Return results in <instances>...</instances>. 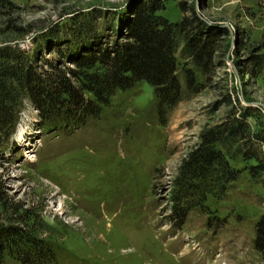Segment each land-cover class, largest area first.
<instances>
[{"label": "rangeland", "instance_id": "obj_1", "mask_svg": "<svg viewBox=\"0 0 264 264\" xmlns=\"http://www.w3.org/2000/svg\"><path fill=\"white\" fill-rule=\"evenodd\" d=\"M141 1L0 0V51L29 54L39 72H51V62L63 69L92 34L82 30L85 22L110 41L121 39L104 27V16L122 22ZM160 3L169 21L195 13L216 39L211 62L201 72L177 51L182 96L163 113L143 80L116 90L78 126L61 114L45 119L18 98L0 133V224L26 234L18 248L41 244L52 257L22 261L10 244L1 264H264L254 247L264 186L247 170L252 160L229 158L240 173L226 191L188 204L180 222L174 214L177 168L201 128L226 116L227 96L264 114V62L259 72L253 64L264 59V0ZM262 121L249 118L253 130Z\"/></svg>", "mask_w": 264, "mask_h": 264}, {"label": "trees", "instance_id": "obj_2", "mask_svg": "<svg viewBox=\"0 0 264 264\" xmlns=\"http://www.w3.org/2000/svg\"><path fill=\"white\" fill-rule=\"evenodd\" d=\"M162 7L160 0H142L122 22L114 14L104 16V27L121 37L112 41L96 30L91 31V22H85L82 30L86 28L92 34L78 43L79 53L63 69L51 62L48 63L51 72H39L32 67L34 57L29 54L1 50L4 53H0V133L11 124L13 107L21 96L31 100L45 119L48 113L61 114L77 126L90 116L96 117L100 106L106 105L116 90L128 89L140 80L153 87L160 113L175 106L182 96L177 51L203 72L213 57L216 39L205 31L195 13L180 21H169L158 13ZM80 30L75 33L77 38ZM263 62L261 57L253 63L256 72ZM184 79L189 86L191 69L184 70ZM226 101L231 106L226 116L201 128L198 141L177 168L174 214L179 222L188 204L202 205L207 195L221 196L227 185L238 178L240 171L229 164V158L241 156L245 161L252 160L247 170L264 186V114L255 116L258 107L241 105L238 96L232 99L229 94ZM252 117H263L260 129L253 130L249 122ZM22 238H26L22 230L0 224V264L10 244L15 245L22 261L51 259L52 252L47 246L18 248L17 242ZM254 247L264 257V213L255 223Z\"/></svg>", "mask_w": 264, "mask_h": 264}]
</instances>
